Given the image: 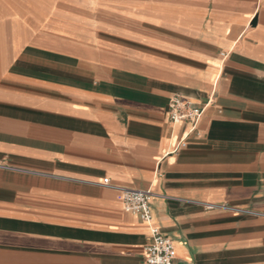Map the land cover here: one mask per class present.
<instances>
[{
	"label": "crops",
	"instance_id": "1",
	"mask_svg": "<svg viewBox=\"0 0 264 264\" xmlns=\"http://www.w3.org/2000/svg\"><path fill=\"white\" fill-rule=\"evenodd\" d=\"M0 165V264H264V0H0Z\"/></svg>",
	"mask_w": 264,
	"mask_h": 264
},
{
	"label": "built area",
	"instance_id": "2",
	"mask_svg": "<svg viewBox=\"0 0 264 264\" xmlns=\"http://www.w3.org/2000/svg\"><path fill=\"white\" fill-rule=\"evenodd\" d=\"M206 105L199 106L184 100L179 95H174L168 103V117L171 123L179 124L187 122L189 127L184 138H181L174 146V151L186 145L185 138L196 130ZM0 167H3L0 165ZM103 184L118 190L122 194L123 209L126 212L137 215L142 221L151 219L150 200L153 192L150 188L139 189L123 185H115L108 178L103 179ZM210 207V206H209ZM225 207V206H224ZM151 239L143 248L145 264H174L176 251L173 241L154 225H150Z\"/></svg>",
	"mask_w": 264,
	"mask_h": 264
}]
</instances>
